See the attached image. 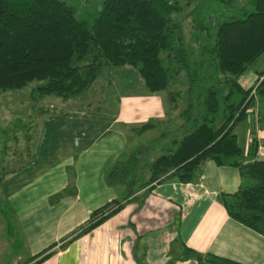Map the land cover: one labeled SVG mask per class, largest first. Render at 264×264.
I'll return each instance as SVG.
<instances>
[{
	"label": "trees",
	"instance_id": "obj_1",
	"mask_svg": "<svg viewBox=\"0 0 264 264\" xmlns=\"http://www.w3.org/2000/svg\"><path fill=\"white\" fill-rule=\"evenodd\" d=\"M238 1L199 4L206 13L201 27L216 28V33L207 34L206 43L204 37L196 40L198 53L195 43L184 44L182 27L173 17L183 6L171 0H105L91 25L77 18L76 8L64 0H0V91L39 80L31 92L36 101L47 95L69 98L89 89L106 66L130 64L139 67L152 92L165 89L181 70L188 72V93L194 88L206 92L199 117L192 116L194 103L188 100L182 113L188 132L152 162L149 178L141 177L136 165L118 163L110 170L111 185H130L126 201L113 200L94 210L77 236L118 213L137 192L149 193L154 182L171 174L192 180L207 159L240 169L239 189L220 194V200L232 218L264 235V159L255 157V142L249 151L252 160L236 159L241 148L233 132L255 100L248 99L254 86L244 88L240 76L264 53V0ZM257 95L264 96V79ZM6 174L3 169L0 183ZM54 247L33 256L37 260L31 264L50 257ZM185 254L199 262L249 264L190 247Z\"/></svg>",
	"mask_w": 264,
	"mask_h": 264
},
{
	"label": "crops",
	"instance_id": "obj_2",
	"mask_svg": "<svg viewBox=\"0 0 264 264\" xmlns=\"http://www.w3.org/2000/svg\"><path fill=\"white\" fill-rule=\"evenodd\" d=\"M259 69L256 76L252 73L248 78L249 86L240 80L244 88L255 83L264 71L263 66ZM138 90L123 92L115 110L98 104L55 110L47 113L38 132L33 128L27 129L26 134L21 132L34 145L35 152L29 162L4 176L0 190L14 211L17 231L13 237L18 235L22 253L13 250L12 231L1 222L8 233L9 246L0 250L2 264L13 263L14 258L17 264H31L37 260H32L33 256L54 244L55 252L39 264H217L187 258L186 247L203 255L264 264V235L232 218L220 200V194L239 189L240 169L219 165L213 159L202 162L190 181L171 174L152 183L149 193L137 192L114 216L77 236L94 210L113 200L126 201L125 190L111 185L107 175L125 152L128 129L134 130L135 125L147 121L161 123L158 119L166 118L162 92H152L146 84ZM257 100L260 109L256 127L248 130L249 142L256 144V158L258 144L264 145V96L258 95ZM94 116L99 121L97 125L92 122ZM52 123L54 144L44 151ZM53 148L56 162H42L41 156ZM250 149L245 156L248 152L251 157ZM123 157L127 158V153ZM48 165L57 170L50 181ZM123 186L130 188L126 182ZM152 238L156 239L155 249Z\"/></svg>",
	"mask_w": 264,
	"mask_h": 264
},
{
	"label": "rangeland",
	"instance_id": "obj_3",
	"mask_svg": "<svg viewBox=\"0 0 264 264\" xmlns=\"http://www.w3.org/2000/svg\"><path fill=\"white\" fill-rule=\"evenodd\" d=\"M64 1L76 8L75 14L77 18L87 20V22L91 25L95 17L99 14L105 0ZM171 1L174 3H180L183 6V9L174 12L173 17L182 27L184 44L186 43L188 46L189 43H195L198 47L197 52L199 53L200 41L196 40L204 37V42L206 43V35L216 33V28L206 29L201 27L200 19L206 17V13L205 10L201 11L199 4H203L205 0ZM235 6L238 5L235 4ZM226 8L230 10L233 8V5L232 7ZM261 66L264 68V53L253 61L245 72L241 74L240 80L244 83L243 85L245 87L249 86L248 82L250 79L248 78L252 76V73L256 76ZM41 82L42 81L34 80L19 89L0 91V175L4 169L7 171L6 175L8 176L13 170H17L23 164L31 160L35 152V147L24 138L21 132L26 134V130L29 128H33L36 132H38V129L42 127L43 121L48 112H54L55 110L60 109L64 111L74 110L77 109V107H84L87 104H91L93 106L98 104L103 109L108 108L115 110L119 104L121 96L124 95L123 92H138V88L140 86L144 88L145 85L144 78L139 67L130 64L115 66L114 68L106 66L89 89L79 95L69 98L47 95L36 101L31 92L33 87ZM251 83H253V81H251L250 84ZM256 84L257 80L252 86H255ZM188 87V72L186 70H181L176 74L174 79L170 80L169 85L161 91L164 96L167 109L166 118L163 117L158 119L161 123H158L155 120L150 121L152 125L146 129L141 128L142 125L145 124L144 122L135 125L133 127L135 131L133 129H128L127 134L129 142L124 149V154L127 153L128 157H123V154L115 165L122 163L120 161L125 160L123 165H136V167L139 168L138 174L141 177L147 179L150 176L149 174L151 172L150 167L152 162L157 159L162 152L172 146V141L174 139H179L186 132H188V127L184 124V122H186V118H184V115L182 114L187 106L188 100H192L194 103L192 109L193 117H199L205 111L203 103L204 96L206 94L205 90L194 88L192 92L188 93ZM259 96L260 98L263 97L261 95ZM259 109L260 104L258 100H254L248 109L247 116L237 121L233 127V132L237 135V143L241 148V152L235 156L236 159L245 161L250 160L251 158L248 157V152L246 154L247 156H245L248 148H251V143L248 138V130H255L257 121L256 117ZM90 110L91 112H97L95 109ZM97 113L95 115H97ZM94 117L95 118L92 121L93 124H99V121L96 118L97 116ZM222 121L223 111L221 110L218 122L221 123ZM54 128L55 124L52 123L48 132L46 146L42 149L44 151L49 145L54 144ZM56 159L57 157L55 155L54 148L52 149V152H47L44 157L41 156V161L47 164H54ZM2 166H4L3 169ZM55 166L59 167V165ZM53 169L54 168H51V165H48L46 170V173H48V181L53 178L54 171H57ZM123 184L124 183L122 182H118L114 185H116L120 191L125 190L128 194L129 189H124ZM0 189L2 188L0 187ZM5 216L7 217L5 218ZM14 216V211L10 209L5 199V195L0 190V223L4 222L5 226L12 231L11 241H13V250L16 252L20 251L22 253V246L18 243V235L17 237H13L17 231ZM6 234L8 236L6 229L0 224V250L9 248V246H6V242H8ZM152 242V247L155 249L157 246L156 239L152 238ZM1 254L2 253H0V264H2L3 260ZM14 254L12 253V255ZM23 257L25 259L27 258L25 255ZM14 260L13 263L10 264H17ZM20 264L25 263L21 262Z\"/></svg>",
	"mask_w": 264,
	"mask_h": 264
},
{
	"label": "built area",
	"instance_id": "obj_4",
	"mask_svg": "<svg viewBox=\"0 0 264 264\" xmlns=\"http://www.w3.org/2000/svg\"><path fill=\"white\" fill-rule=\"evenodd\" d=\"M264 79V74L259 75V78L257 79V84L253 87L248 99L252 97H257V87L261 83V81ZM257 158H264V145L263 144H258L257 146Z\"/></svg>",
	"mask_w": 264,
	"mask_h": 264
}]
</instances>
